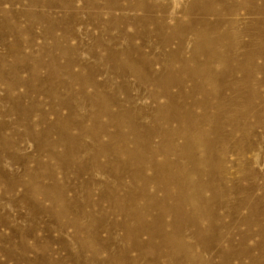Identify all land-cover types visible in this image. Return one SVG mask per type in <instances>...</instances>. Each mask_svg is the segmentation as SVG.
Here are the masks:
<instances>
[{
  "label": "rangeland",
  "instance_id": "rangeland-1",
  "mask_svg": "<svg viewBox=\"0 0 264 264\" xmlns=\"http://www.w3.org/2000/svg\"><path fill=\"white\" fill-rule=\"evenodd\" d=\"M0 264H264V0H0Z\"/></svg>",
  "mask_w": 264,
  "mask_h": 264
},
{
  "label": "bare ground",
  "instance_id": "bare-ground-1",
  "mask_svg": "<svg viewBox=\"0 0 264 264\" xmlns=\"http://www.w3.org/2000/svg\"><path fill=\"white\" fill-rule=\"evenodd\" d=\"M193 5V4H192ZM211 13H213L211 10H209L208 11V14H211ZM204 16H206L205 14H204ZM210 27H211V25H210ZM210 28H209V25L208 26H206L204 29H203V31H201L198 35L200 36V38L201 37H203L204 35H205V33H207V30H209ZM203 45H204V48H209L208 46L210 45V43H203ZM198 49H199V46L197 45L196 46Z\"/></svg>",
  "mask_w": 264,
  "mask_h": 264
}]
</instances>
